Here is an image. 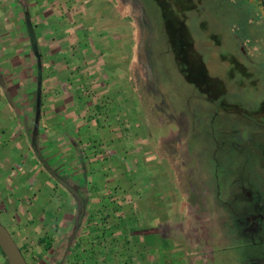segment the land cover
Masks as SVG:
<instances>
[{
    "label": "crops",
    "instance_id": "0c3cea01",
    "mask_svg": "<svg viewBox=\"0 0 264 264\" xmlns=\"http://www.w3.org/2000/svg\"><path fill=\"white\" fill-rule=\"evenodd\" d=\"M93 1L0 0V218L26 264H224L232 237H201L210 194L184 192L191 160L160 152L120 44H89Z\"/></svg>",
    "mask_w": 264,
    "mask_h": 264
},
{
    "label": "rangeland",
    "instance_id": "374dc122",
    "mask_svg": "<svg viewBox=\"0 0 264 264\" xmlns=\"http://www.w3.org/2000/svg\"><path fill=\"white\" fill-rule=\"evenodd\" d=\"M262 4L264 0H96L81 5L82 10L91 5L86 10L90 19L94 8L104 17L97 19V26L91 20L89 44L96 48L97 32L112 46L120 44L123 82L134 91L137 111L149 122L148 132L163 139L160 152L175 153L177 163L191 160L183 170L191 167L197 179L184 173V192H189L185 182L193 181L200 201L207 189L209 219L218 237L233 235L222 201L229 203L239 186L261 190L264 203V167L232 153L225 158L224 149L215 151L224 138L220 132L229 126L248 134L249 127L242 124H264ZM236 137L242 138L243 132ZM245 171H250L247 177ZM3 222L1 217L0 224L9 232ZM234 245L233 240L224 264L248 263V253L257 252Z\"/></svg>",
    "mask_w": 264,
    "mask_h": 264
},
{
    "label": "flooded vegetation",
    "instance_id": "af4514ba",
    "mask_svg": "<svg viewBox=\"0 0 264 264\" xmlns=\"http://www.w3.org/2000/svg\"><path fill=\"white\" fill-rule=\"evenodd\" d=\"M242 125L244 127L248 126L249 128L246 129L250 130L251 133L245 134L239 126H229L228 129L220 132L224 138L222 142L216 145L215 151L219 153L224 149L222 154L225 158H228V154L232 153L233 156L242 159L250 165L254 162L260 163L258 167H264V124L249 122ZM205 129L209 132L212 127L207 124ZM241 131L243 132V137H236L242 134ZM245 172L247 177V173L250 171ZM251 173L255 176L257 174L255 170H251ZM237 189V192L230 194L229 203L222 201L226 210L228 209L229 211V229L233 230V235L228 237H232L234 242H237V245L233 246L234 248L239 246L249 249L256 248V254L248 253L247 259L249 262L245 264H264V203L260 195L261 190L252 189L250 186L248 188L239 186ZM201 237H218L214 224L207 223V228ZM217 245L218 243L216 242L215 246Z\"/></svg>",
    "mask_w": 264,
    "mask_h": 264
},
{
    "label": "water",
    "instance_id": "95a60500",
    "mask_svg": "<svg viewBox=\"0 0 264 264\" xmlns=\"http://www.w3.org/2000/svg\"><path fill=\"white\" fill-rule=\"evenodd\" d=\"M25 25H26V31L31 45V49L32 51H34V53H36V46L34 43L33 32L28 20L25 22ZM38 112H39V95L36 93L34 132L36 131ZM59 182L61 181L59 180ZM0 252L2 253L3 258L6 260L7 264H26L18 246L16 245V243L14 242L8 231L5 229V227L1 224H0Z\"/></svg>",
    "mask_w": 264,
    "mask_h": 264
},
{
    "label": "trees",
    "instance_id": "16d2710c",
    "mask_svg": "<svg viewBox=\"0 0 264 264\" xmlns=\"http://www.w3.org/2000/svg\"><path fill=\"white\" fill-rule=\"evenodd\" d=\"M210 1V0H208ZM262 7H264V4H262ZM160 27V26H159ZM1 256L3 257L2 253L0 252ZM4 259V258H3ZM4 264H7L6 260L4 259Z\"/></svg>",
    "mask_w": 264,
    "mask_h": 264
}]
</instances>
